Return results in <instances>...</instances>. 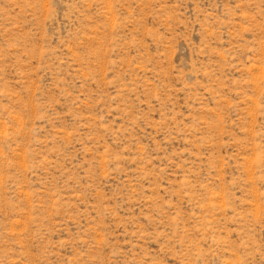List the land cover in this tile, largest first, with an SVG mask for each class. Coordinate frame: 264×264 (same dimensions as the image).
Returning a JSON list of instances; mask_svg holds the SVG:
<instances>
[{
  "label": "rangeland",
  "instance_id": "rangeland-1",
  "mask_svg": "<svg viewBox=\"0 0 264 264\" xmlns=\"http://www.w3.org/2000/svg\"><path fill=\"white\" fill-rule=\"evenodd\" d=\"M0 264H264V0H0Z\"/></svg>",
  "mask_w": 264,
  "mask_h": 264
}]
</instances>
